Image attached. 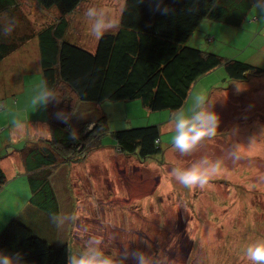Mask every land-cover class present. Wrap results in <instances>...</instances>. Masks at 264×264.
Masks as SVG:
<instances>
[{"label": "rangeland", "instance_id": "374dc122", "mask_svg": "<svg viewBox=\"0 0 264 264\" xmlns=\"http://www.w3.org/2000/svg\"><path fill=\"white\" fill-rule=\"evenodd\" d=\"M90 3L104 6L119 22L124 0H83L67 15L66 38L94 50L97 40L89 36L82 17L83 7ZM56 10L42 9L34 0H18V8L0 14L1 22L18 24L12 31L17 37L28 36L0 61V156L6 150L21 155L32 142L46 137L47 108L31 103L42 81L37 38L32 34L57 20ZM241 10H235L233 26L203 20L187 45L264 68V10L253 7L252 0L244 13ZM195 96H204L220 116V132L190 156H180L171 147V111H151L138 100L81 103L72 130L104 115L109 131L101 148L84 160L59 167L68 166L56 170L53 178L60 211L83 209L80 227L68 226L53 234L54 225L46 229L34 222L35 230L42 227L37 233L59 244L73 234L68 248L75 251L84 247L81 233L87 229V236L100 237L109 253L140 249L148 264L159 260L161 264H249L243 250L264 238V75L234 81L219 66L197 79L184 105ZM14 120L26 124L23 132L14 128ZM152 124L159 127L162 155L140 162L116 151L112 132ZM237 145L239 159L235 163L226 159L207 189L189 190L167 175L173 166H187L204 155L226 157ZM29 196L26 174L11 178L9 187L0 191V232L13 218L31 219Z\"/></svg>", "mask_w": 264, "mask_h": 264}, {"label": "trees", "instance_id": "16d2710c", "mask_svg": "<svg viewBox=\"0 0 264 264\" xmlns=\"http://www.w3.org/2000/svg\"><path fill=\"white\" fill-rule=\"evenodd\" d=\"M82 1L34 0L42 9L56 8L59 15L32 34L37 38L42 81L48 82L57 97L46 106L49 136L32 142L19 155L30 190L27 210L31 219L26 222L13 218L0 232V251L21 252L25 264H67L73 234L68 242L59 244L38 234L42 227L35 230L33 226L36 222L43 228H54L49 213L60 211L53 184L56 170L84 160L101 148L109 131L104 115L81 123L73 131L71 124L81 103L138 100L151 111H173L185 104L198 78L219 66L234 81L264 75V68L241 60H225L217 53L186 43L205 19L233 26L235 10L241 7L244 13L251 0H143L141 4L138 0H124L126 10L120 15L119 30L106 33L94 50L66 38L70 29L67 15ZM16 8L18 0H0V14H9ZM162 8L168 9L166 15L158 10ZM4 24L0 21V26ZM10 35L16 40L0 35V61L28 39L27 34ZM58 114L65 119L58 118ZM112 136L117 152L135 156L140 162L163 154L158 125L128 127L112 132ZM5 155L8 157L7 150L0 160ZM8 181L0 164V191Z\"/></svg>", "mask_w": 264, "mask_h": 264}, {"label": "clouds", "instance_id": "9594fccd", "mask_svg": "<svg viewBox=\"0 0 264 264\" xmlns=\"http://www.w3.org/2000/svg\"><path fill=\"white\" fill-rule=\"evenodd\" d=\"M139 4L143 0H138ZM253 7L264 10V0H253ZM126 10L121 7V14ZM166 15L167 8L158 9ZM82 17L87 24L88 34L99 41L106 33L119 30L118 20L104 6L90 3L83 7ZM14 24L9 22L0 26V35L7 37L13 31ZM57 95L50 88L47 81H41L34 90L31 103L34 106H47ZM58 118L65 119L61 114ZM66 122V121H65ZM170 140L173 151L180 156H190L206 141H212L217 136L220 127V116L212 110L204 96H195L191 103L182 105L171 111L169 120ZM13 126L23 132L26 124L21 120H14ZM253 143V139L251 144ZM235 163L239 159V146L229 151L226 157L212 158L204 155L193 160L187 166H173L167 173L169 179L189 190H204L211 187L210 182L222 171L225 160ZM83 215L82 208L71 211H56L49 213V220L58 230L68 226L80 227ZM84 247L79 250L67 248V264H127L131 259L134 264H148V257L143 250L129 251L124 249L119 253H107L103 248V240L98 236H87V229H83ZM243 258L249 264H264V238L248 244L243 250ZM0 264H25L23 254L19 251L5 253L0 251Z\"/></svg>", "mask_w": 264, "mask_h": 264}, {"label": "crops", "instance_id": "0c3cea01", "mask_svg": "<svg viewBox=\"0 0 264 264\" xmlns=\"http://www.w3.org/2000/svg\"><path fill=\"white\" fill-rule=\"evenodd\" d=\"M40 70H41V68H40ZM46 136H49L48 127H47ZM11 154H12V152L11 153L8 152V157L6 155L3 157V159L0 160L1 167L3 168V170L5 171V173L7 175V178L9 179L6 186L1 191H4L9 187L10 182H11V178H13V177L15 178L18 175L25 174L24 173L25 171L22 169V167H17V165L20 164L19 154L18 153H16V154L13 153L12 155ZM7 166H8V169L6 168ZM65 168H67V167H62V168H59L58 170H64Z\"/></svg>", "mask_w": 264, "mask_h": 264}]
</instances>
